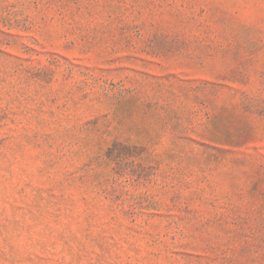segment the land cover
<instances>
[{
    "label": "rangeland",
    "instance_id": "obj_1",
    "mask_svg": "<svg viewBox=\"0 0 264 264\" xmlns=\"http://www.w3.org/2000/svg\"><path fill=\"white\" fill-rule=\"evenodd\" d=\"M0 264H264V0H0Z\"/></svg>",
    "mask_w": 264,
    "mask_h": 264
}]
</instances>
